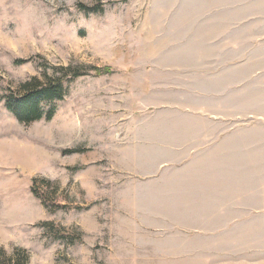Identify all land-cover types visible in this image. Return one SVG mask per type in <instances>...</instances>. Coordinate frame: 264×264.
<instances>
[{
    "label": "rangeland",
    "instance_id": "rangeland-1",
    "mask_svg": "<svg viewBox=\"0 0 264 264\" xmlns=\"http://www.w3.org/2000/svg\"><path fill=\"white\" fill-rule=\"evenodd\" d=\"M68 65L112 71L75 79L50 120L5 106ZM16 248L264 264V0H0V253Z\"/></svg>",
    "mask_w": 264,
    "mask_h": 264
},
{
    "label": "trees",
    "instance_id": "trees-1",
    "mask_svg": "<svg viewBox=\"0 0 264 264\" xmlns=\"http://www.w3.org/2000/svg\"><path fill=\"white\" fill-rule=\"evenodd\" d=\"M81 8L87 12H97L103 7L81 4ZM50 68L52 72L46 68L43 77L34 76L22 82L16 90L9 89L4 95L5 106L19 121L30 124L43 118L52 119L56 111L55 102L64 99L70 84L75 79L91 71L96 75L112 71L110 67L84 65L50 66ZM47 106L49 108H46ZM46 225L54 226L52 223H46ZM0 258V264H28L30 255L26 249L16 248L11 255H7L2 250Z\"/></svg>",
    "mask_w": 264,
    "mask_h": 264
}]
</instances>
